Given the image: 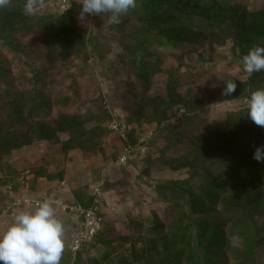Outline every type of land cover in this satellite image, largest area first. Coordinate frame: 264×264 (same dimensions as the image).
<instances>
[{"label": "rangeland", "instance_id": "374dc122", "mask_svg": "<svg viewBox=\"0 0 264 264\" xmlns=\"http://www.w3.org/2000/svg\"><path fill=\"white\" fill-rule=\"evenodd\" d=\"M37 2L31 16L25 0L0 9V234L35 211L25 200L86 204L101 186L103 231L84 252L73 245L81 222L53 205L65 227L60 264L79 252L80 264H264V191L217 194L212 154L183 161L191 138L212 135L264 88V71L242 61L264 42L239 48L264 33V0H137L118 24L81 20L79 0ZM165 2L226 22L206 35L198 20L179 28ZM235 4L247 13L230 20ZM165 27L181 46L166 44ZM229 81L247 84L246 95L228 98Z\"/></svg>", "mask_w": 264, "mask_h": 264}, {"label": "trees", "instance_id": "16d2710c", "mask_svg": "<svg viewBox=\"0 0 264 264\" xmlns=\"http://www.w3.org/2000/svg\"><path fill=\"white\" fill-rule=\"evenodd\" d=\"M160 7L165 12L167 10L170 11V9H174L175 11L179 12V17H176V19L171 22L177 24V26H180L179 28H183L182 26H184L187 29L184 21L193 25L195 20H198V32L201 33L206 28V30L202 32L204 35L215 30L218 19L222 20L219 21L218 24H223L226 22L223 20L225 15L221 16V13H218L215 9L199 10L187 4L183 6L178 2H165L162 3ZM230 11V20H236L240 14L244 15L247 13L246 8L239 4L232 5V9H230ZM258 28H264V23L261 26H258ZM165 29L168 33V35H165L166 44L181 46L183 38L173 35L172 32H169V27H165ZM188 30L191 31V29ZM258 32H260V35L257 37L256 35L254 37L246 35L244 39L240 41L239 48L243 51H247L249 46H251L254 41L264 42V33H262L260 30H258ZM163 38L165 39V37ZM163 38L160 37L159 41L164 42ZM181 73H184L181 74L182 78L191 72L184 71ZM254 86L255 85L253 84V87ZM247 90V84H238L235 94L232 95V98H241L242 94L243 96L246 95ZM228 98H231V96ZM195 119L197 118L191 117V119H188V123L185 126H189V128L193 129V126H195ZM262 134H264V127L257 126L254 122L248 119L247 108H245L239 112L229 115L228 119L225 122L220 123V126L217 127L213 134L207 136L206 139L204 137L191 138L187 148L185 149L186 151L183 161H188V163L185 165L190 167V165H192V161L189 162L191 158L197 161L202 158L203 154L207 156L212 154L211 159L214 161L215 166L217 164L214 171L219 173V176L217 177L219 181L215 186V193L217 194L223 193L226 195L224 192L228 191L229 189H232L234 194L237 193L238 190L253 193H256L260 189L264 191V163L258 162L253 158L256 148L264 145ZM238 141L241 142L240 145L243 147L239 145ZM206 158L207 160L209 159V157ZM208 174L209 173H207V175ZM92 201L93 200L91 198L88 203H79V205L89 208L92 205ZM190 202L192 209L196 211L198 204L197 198L194 195H190ZM79 221L82 224L83 221ZM153 226L154 228L159 227L158 220L153 221ZM102 231L99 230L97 235L90 242H87L83 245L82 252H84L83 250L86 246L98 240L102 234ZM217 240L218 237L215 241ZM81 253H78L79 255L77 264H80L82 261L83 254L81 255Z\"/></svg>", "mask_w": 264, "mask_h": 264}, {"label": "clouds", "instance_id": "9594fccd", "mask_svg": "<svg viewBox=\"0 0 264 264\" xmlns=\"http://www.w3.org/2000/svg\"><path fill=\"white\" fill-rule=\"evenodd\" d=\"M11 0H0V9L9 6ZM79 17L107 15L109 23L118 24L123 15L137 8V0H79ZM37 0H25L24 12L35 15ZM248 73L264 71V46L251 49L242 57ZM224 94L231 96L237 85L224 84ZM247 118L264 127V88L250 94ZM253 158L264 163V145L256 148ZM52 201H42L34 212L15 215L13 224L0 234V264H60L64 250L63 222L56 217Z\"/></svg>", "mask_w": 264, "mask_h": 264}, {"label": "built area", "instance_id": "2783aa9c", "mask_svg": "<svg viewBox=\"0 0 264 264\" xmlns=\"http://www.w3.org/2000/svg\"><path fill=\"white\" fill-rule=\"evenodd\" d=\"M65 2V1H63ZM132 152V149L126 148L124 156L120 159L121 163H126L128 155ZM92 205L89 208H85L79 204H72L68 207H63L61 203L58 201L54 202L53 205L61 208L65 212L69 211L72 215L76 216L78 220H82V227L78 230L73 245L74 250L79 251L83 245L87 242H90L99 232L103 217L102 214V207H103V191L102 187H96L92 193ZM47 201V200H46ZM26 206L30 207H37L40 201H29L25 200Z\"/></svg>", "mask_w": 264, "mask_h": 264}]
</instances>
